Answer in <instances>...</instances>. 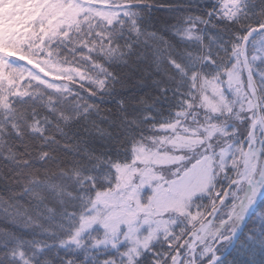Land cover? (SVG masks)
I'll return each mask as SVG.
<instances>
[{"label": "snow or ice", "instance_id": "6c2138e0", "mask_svg": "<svg viewBox=\"0 0 264 264\" xmlns=\"http://www.w3.org/2000/svg\"><path fill=\"white\" fill-rule=\"evenodd\" d=\"M0 264H264V0H0Z\"/></svg>", "mask_w": 264, "mask_h": 264}]
</instances>
